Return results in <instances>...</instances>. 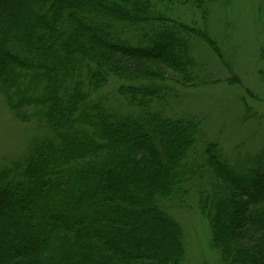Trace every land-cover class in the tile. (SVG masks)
Segmentation results:
<instances>
[{
	"label": "trees",
	"instance_id": "1",
	"mask_svg": "<svg viewBox=\"0 0 264 264\" xmlns=\"http://www.w3.org/2000/svg\"><path fill=\"white\" fill-rule=\"evenodd\" d=\"M162 1L205 20L224 0H0V88L46 133L0 172V264H182L172 212L195 192L221 262L264 264V166L235 172L166 115L198 33ZM112 79L135 111L100 97Z\"/></svg>",
	"mask_w": 264,
	"mask_h": 264
},
{
	"label": "rangeland",
	"instance_id": "2",
	"mask_svg": "<svg viewBox=\"0 0 264 264\" xmlns=\"http://www.w3.org/2000/svg\"><path fill=\"white\" fill-rule=\"evenodd\" d=\"M159 9L199 35L192 33L189 42L192 81L169 85L166 115L199 121L204 140L217 146L235 172L264 166V0L216 2L205 20L175 2L162 1ZM166 76L174 78L171 71ZM119 85L112 79L100 97L118 112L135 111L118 94ZM45 136L33 119L12 112L0 88V172L23 163ZM200 197L193 193L190 209L172 212L184 238L182 264H223L211 244L209 222L198 210Z\"/></svg>",
	"mask_w": 264,
	"mask_h": 264
}]
</instances>
